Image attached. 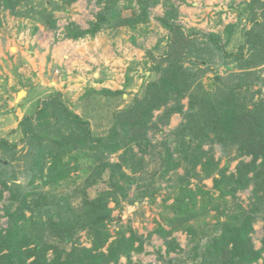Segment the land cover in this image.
<instances>
[{
	"label": "trees",
	"instance_id": "1",
	"mask_svg": "<svg viewBox=\"0 0 264 264\" xmlns=\"http://www.w3.org/2000/svg\"><path fill=\"white\" fill-rule=\"evenodd\" d=\"M29 1L0 0V8L16 14L19 9L15 11V8ZM59 1H40L44 6L40 14L42 21L56 34L58 19L54 12H68V7L76 0ZM96 1L102 5L96 13L97 19L90 21L87 29L70 21L63 28L65 37L72 40L95 35L102 27L133 29L139 23L148 22L149 8L160 0ZM134 1L140 11L123 15L122 10L129 9ZM162 5L165 8L163 16L157 19L167 34L147 50L154 61L150 71L158 76L148 82L143 98L113 114L115 122L107 137L96 136L89 122L70 111L57 96L49 101L34 100L18 122L25 139L21 141L28 146L25 154L18 156V143L0 137V202L4 203L0 211L7 219V226H0V264H123L119 262L122 257L127 258L125 264H139L129 258L133 251H142L143 235L131 226L120 225L119 218L112 213L113 208L122 212L126 204L135 205L144 195L153 196L161 189V185L148 183L145 189L130 196V188L137 177L127 174L124 166H130L135 173L142 165V158H138L136 164L135 155L125 151L132 141L145 146L150 144L145 136L146 129L142 131L140 126L150 118L153 110L167 106L171 100L175 101V106L166 108L162 122L167 123L169 116L177 112L183 117L174 132L181 151L178 159H174L172 153L164 157L160 176L166 180L182 162H187L189 167L201 163L207 172L222 170L223 174L230 160L251 155L249 162H240L231 178L226 175L221 179L213 178L221 195L230 192L225 189L228 183L234 191L251 185V209L233 213L221 221L224 211L213 205L217 220L211 223L201 218L209 208L204 203L197 205L195 193L188 190L187 174L184 173L186 179L183 175L170 174L168 182L180 181L175 188V184L171 185L165 196L167 200L173 194V202L166 206L173 215L165 218L171 229L159 226L149 236L157 234L165 238L174 227L185 230L191 240L198 239L193 247L194 257L199 256L198 243L205 239L201 246L207 250V256L193 264H254L261 258V249H254L249 235L256 220L262 221L264 233V0H245L237 5V20L224 25L220 33L185 28L176 23L178 10L173 0H162ZM243 20L250 25H241ZM237 31H240V42L235 49H227ZM155 49L159 50L157 56L152 55ZM135 64L138 61H132L130 68ZM213 65L223 66L225 73L215 70L207 88L200 79ZM20 86L26 87V82ZM103 91L107 94L119 92L104 88ZM185 98L188 99L187 108L182 103ZM24 102L25 98L19 104L23 106ZM9 110L14 111V108ZM195 139H199V144L191 149L190 142ZM207 140L219 142L226 155L236 150V157L227 158L221 169L219 160L214 161L212 156L199 152L200 142ZM122 147L121 161H105L106 150L111 153ZM63 153H67L74 168L81 167L86 176L74 188L59 191L57 188L67 181ZM258 158L261 160L256 163ZM48 159L50 163L44 173ZM81 159L84 162H80ZM88 159L92 162H87ZM105 172H108L106 179ZM100 182L106 188L93 197L88 196V188ZM47 184L50 189H41ZM3 192H8L7 198ZM111 223L121 227L111 233ZM82 232L90 242L88 246L79 240ZM137 241L139 245L135 246ZM261 242L264 249V234ZM172 244H166L168 254L178 247ZM169 261L172 263L174 257Z\"/></svg>",
	"mask_w": 264,
	"mask_h": 264
},
{
	"label": "rangeland",
	"instance_id": "2",
	"mask_svg": "<svg viewBox=\"0 0 264 264\" xmlns=\"http://www.w3.org/2000/svg\"><path fill=\"white\" fill-rule=\"evenodd\" d=\"M40 1L42 0H31L26 5H19L15 8V11L19 9V12H17L19 14L0 8V95L6 100L4 103H0V137H7L9 141L18 143V156L25 154L28 150L26 143L21 141L22 138L25 139L18 125L27 106H21L19 102L15 103L18 92H21L18 98L20 99L25 95V91H29V89L36 86L40 87L34 89L31 99L41 101L48 99L49 101V99L53 100L57 96V99H60L70 111L89 122L96 136L107 137L112 123L115 122L113 114L121 111L122 108L129 107L136 99L143 98L142 94L148 82L158 76L157 73L150 71L154 61L151 60L147 50L151 49L159 38L167 34V30L161 27L157 19L163 16L165 10L162 0L149 8L150 17L148 22L139 23L133 29L128 27L117 29L102 27L95 35H87L72 40L65 37L63 30L65 24L71 21L77 23L82 29L89 28L90 21L97 19L96 13L102 8V5L96 0H76L68 7V12H54L58 19L56 34L46 28L42 21L43 18L40 14L44 6L40 4ZM243 1L245 0H173L178 10L176 23L185 28L195 27L206 33H220L223 31L224 25L237 20L235 7ZM139 7L134 1L129 9L122 10V14L134 15V13L140 11ZM26 12H28V15H26ZM241 25L248 27L250 23L243 20ZM240 39V31H237L227 49H235ZM65 40H70L69 52L67 51L69 58L74 63L77 62L72 72L71 68L67 72V68L63 69L55 61V58L57 60L60 58L59 55L51 56L52 49L56 51L55 49L59 45L66 43ZM40 44L45 45V47H41ZM66 44L68 45V43ZM158 54V49L152 51V55L157 56ZM23 55L25 57L28 55L29 61L20 64L23 62ZM132 61H138V64L131 65L130 68ZM16 65H19L20 68ZM216 66L213 65L211 71L206 72L200 79L204 87H210L215 70L221 74L225 73L223 66ZM63 74L65 77L62 76ZM146 75H148L147 78ZM23 82H26L27 86L21 88L20 84ZM100 83L101 85H99ZM103 88L112 92H119L107 94L103 91ZM4 89L10 91L8 96L4 93ZM182 103L184 108L188 107L187 98L182 100ZM12 106L15 110L11 112L12 114H8V109ZM172 106H175L174 100L169 101L167 106L163 105L159 109L153 110L150 118L141 124L140 129L142 131L143 128L146 129L144 131L145 136L149 138L150 144L145 146L141 145V142L137 144L134 141L125 144L126 154L133 153L136 164L137 159L142 158V165L138 166V171L135 173L132 172L130 166H124L127 174L137 177L136 183L130 188V196L145 189V184L161 185V189L156 191L153 196L150 194L144 195L135 205L126 204L122 212L113 208L112 214L117 218L119 217L120 225L133 227L145 239L142 251L131 253L129 259L133 263L193 264L207 256L205 254L207 250L204 246H201L205 239L198 243L197 252L199 256L194 257V254H192L193 247L198 239L191 240V235L187 234L185 230H180V228L174 227L175 229L165 238H161L157 234L149 236L159 226L166 230L171 229L165 218L173 215V212L166 208L167 205L173 202V194L167 200H165V196L168 195L167 191L172 187L171 185L175 184L173 186L175 188L180 184V181L178 180L176 183L168 182L167 179L170 178V174L173 176L187 174L186 176L189 178L188 190L195 193L198 201L197 205L204 203L209 208L205 216L201 218H206L211 223H215L217 220L213 205H217L218 210L224 211V215L220 217L221 221L227 219L233 213L236 214L239 211L241 213L251 209V185L245 189L234 191L231 188L232 184L228 183L225 189L230 190V192L221 195V191L215 187L213 178L221 179L223 175L231 178L232 173L236 174L240 162H249L252 157L251 155L236 157V150H230L226 155L219 142L202 141L200 142L199 152L206 153V156H212L214 161L219 160L221 169L224 167L227 158L236 157L229 161L225 173L222 174V170L207 172L205 168L203 169L201 163L189 167L190 165L187 162H182L177 171L170 173L166 180L160 176L162 161L167 154L172 153L174 159L180 157L181 146L176 141L178 138L174 132L183 117L177 112L169 116L167 123L162 122L166 108ZM47 118L50 119L49 114ZM136 131L139 133L138 129ZM142 135L140 131V140L143 139ZM198 144L199 139H195L190 142V148L194 149ZM107 151L104 152L105 161L118 163L122 159L120 155L124 152V147L116 152L110 153ZM181 154H183V151ZM62 156L67 181L64 186L60 185L57 188L59 191L74 188L86 176L81 167L77 168L75 166L74 168L73 162L67 153H63ZM205 160L206 157H203L202 161ZM260 160L261 158H258L256 163H259ZM80 162H84V160L81 159ZM87 162L91 163L92 160L88 159ZM20 163L21 168H23L21 161ZM49 163L50 160L48 159L43 169L44 173L47 172ZM187 167L189 168L186 170ZM104 176L106 179L108 172H105ZM187 177L184 176V179ZM20 178L25 181L23 175H20ZM224 183L225 181H223V184L221 182L223 186ZM50 188L49 184L41 187L43 190ZM105 188L106 185L100 182L96 186L88 188L87 194L93 197L99 190ZM3 196L7 198L8 192H3ZM2 203L3 201L0 202V208ZM109 204L114 206L113 202ZM192 223L196 224V221ZM120 225L117 226V223H111L109 225L110 232L114 233L117 228L121 227ZM252 225L254 230L249 235V239L253 242L254 249H261V258L254 264H263L264 249L261 247V241L264 233L262 221L256 220ZM0 226H7V219L1 211ZM79 240L82 245L88 246L90 244L84 232L80 234ZM167 243H174L172 245H178V247L168 254L166 251ZM138 245L139 242H135V246ZM173 257L174 261L170 263L169 259ZM119 262L125 264L127 258L122 257Z\"/></svg>",
	"mask_w": 264,
	"mask_h": 264
},
{
	"label": "crops",
	"instance_id": "3",
	"mask_svg": "<svg viewBox=\"0 0 264 264\" xmlns=\"http://www.w3.org/2000/svg\"><path fill=\"white\" fill-rule=\"evenodd\" d=\"M66 41V40H65ZM70 41V40H69ZM69 41H66V43H68V45L66 44V43H63V44H61V45H59L55 50L56 51H54L53 49H52V51H51V56H55V55H59L60 56V58H58V60L55 58V61H57L59 64H60V66L61 67H63V69H65V68H67V72H69V68H71V72H72V70L75 68V66L77 65V62L76 63H74V61L73 60H71L70 58H69V56H68V48H70V46H69ZM63 42V41H62ZM47 44L49 45V43L47 42ZM40 46L41 47H45V45H43V44H40ZM64 46V47H63ZM71 46H73V45H71ZM68 51V52H67ZM73 51V50H72ZM61 52V53H60ZM74 52V51H73ZM32 55V54H31ZM30 55V56H31ZM24 56V55H23ZM23 62H21L20 64H24V63H26V61L28 62L29 61V56L27 55L26 57L24 56L23 57ZM25 61V62H24ZM70 62V63H69ZM68 65V66H67ZM79 65V64H78ZM16 66H19V65H16ZM59 66V65H58ZM19 68H20V66H19ZM63 77H65V75L63 74L62 75ZM25 77V76H24ZM99 85H101V83L99 84ZM1 86V85H0ZM36 88H40V87H38V86H36L34 89H36ZM12 89V88H11ZM33 89V88H32ZM14 91V90H13ZM4 93H6L7 95L10 93V91H6L5 89H4ZM21 92H18V97H17V99H15V103L16 102H19V101H21L23 98H25V102H24V105L23 106H27V108L30 106V104L35 100V99H31V94H33L34 93V90H32L31 91V89H29V91H25V95L22 97V98H20V99H18L19 98V94H20ZM6 100L3 98V96L2 95H0V103H4ZM13 107V106H12ZM14 110H15V108H14ZM11 112H14V111H8V114H12ZM16 113V112H15ZM7 114V115H8ZM154 235H156V234H154ZM152 237H154V236H152ZM124 258V257H123Z\"/></svg>",
	"mask_w": 264,
	"mask_h": 264
},
{
	"label": "water",
	"instance_id": "4",
	"mask_svg": "<svg viewBox=\"0 0 264 264\" xmlns=\"http://www.w3.org/2000/svg\"><path fill=\"white\" fill-rule=\"evenodd\" d=\"M119 218V217H118Z\"/></svg>",
	"mask_w": 264,
	"mask_h": 264
}]
</instances>
